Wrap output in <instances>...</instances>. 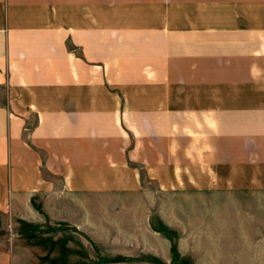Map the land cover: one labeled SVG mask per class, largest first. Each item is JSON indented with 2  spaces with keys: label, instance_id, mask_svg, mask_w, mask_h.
Wrapping results in <instances>:
<instances>
[{
  "label": "crops",
  "instance_id": "1",
  "mask_svg": "<svg viewBox=\"0 0 264 264\" xmlns=\"http://www.w3.org/2000/svg\"><path fill=\"white\" fill-rule=\"evenodd\" d=\"M47 172L120 209L264 193V0H0L2 229Z\"/></svg>",
  "mask_w": 264,
  "mask_h": 264
},
{
  "label": "rangeland",
  "instance_id": "2",
  "mask_svg": "<svg viewBox=\"0 0 264 264\" xmlns=\"http://www.w3.org/2000/svg\"><path fill=\"white\" fill-rule=\"evenodd\" d=\"M45 174L54 197L38 193L46 208L32 225H0L10 264H264V193L175 196L153 184L150 200L140 191L120 209L110 195L68 190L64 172Z\"/></svg>",
  "mask_w": 264,
  "mask_h": 264
},
{
  "label": "trees",
  "instance_id": "3",
  "mask_svg": "<svg viewBox=\"0 0 264 264\" xmlns=\"http://www.w3.org/2000/svg\"><path fill=\"white\" fill-rule=\"evenodd\" d=\"M173 252H174V249H172V253H173ZM176 254H177V253H176ZM176 257H177V255H176V256L174 255V259H176Z\"/></svg>",
  "mask_w": 264,
  "mask_h": 264
}]
</instances>
